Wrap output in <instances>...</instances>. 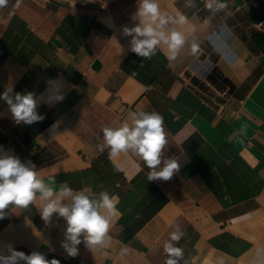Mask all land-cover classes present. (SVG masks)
Here are the masks:
<instances>
[{
  "label": "crops",
  "instance_id": "0c3cea01",
  "mask_svg": "<svg viewBox=\"0 0 264 264\" xmlns=\"http://www.w3.org/2000/svg\"><path fill=\"white\" fill-rule=\"evenodd\" d=\"M221 2L227 7L211 12L204 0L195 8L160 0L188 17L178 28L186 43L175 59L161 46L146 60L121 34L133 26L137 0H10L0 8V93L33 92L45 117L17 124L0 100V146L32 161L45 181L118 197L107 248L81 243L69 257L63 218L45 223L30 206L5 210L0 252L11 244L60 264H165L164 243L179 226V264H264V0ZM56 94L63 100L45 102ZM139 111L163 117V156L179 164L168 181H148L140 157L110 160L97 147L104 127L131 123Z\"/></svg>",
  "mask_w": 264,
  "mask_h": 264
},
{
  "label": "clouds",
  "instance_id": "9594fccd",
  "mask_svg": "<svg viewBox=\"0 0 264 264\" xmlns=\"http://www.w3.org/2000/svg\"><path fill=\"white\" fill-rule=\"evenodd\" d=\"M10 4V0H0V8ZM205 7L211 12H218L227 7L221 0H204ZM185 7L195 8L196 0H186ZM133 26H123L122 36L131 37L129 51L137 56L150 59L158 48L165 46L170 59H175L185 45V34L178 30L188 23V17L177 12L175 16L163 10L160 0H137L136 11L131 14ZM115 39V36L112 37ZM111 39V40H112ZM121 51L123 49L116 40ZM62 94L49 95L45 101L49 105L62 101ZM0 100L8 106L12 119L17 124L32 125L42 122L45 117L38 112L40 100L31 91L14 92L6 88L0 93ZM131 123L122 122L116 126L104 127L103 143L97 144L99 151L108 149V157L115 160L122 154L129 159L140 157L150 170L148 181H168L179 170L175 157L165 158L163 148L166 144L163 117L157 112L139 111L130 116ZM56 125H53L55 127ZM117 170H119L117 168ZM118 197L108 191L94 192L91 187L75 190L67 182L57 186L55 178L47 181L40 175L37 166L30 160L22 161L0 146V219L6 216V209L36 207L41 219L48 223L53 214L65 221L64 239L61 247L69 257L79 254L78 246L83 243L88 249L107 248L111 237L108 235L111 221L116 214ZM185 235L179 226L164 243L167 254L165 264H179L183 249L176 244ZM7 255L0 252V264H60L45 254L32 251L26 254L18 251L11 244L6 246ZM129 248L121 249V256ZM217 264H224L222 259Z\"/></svg>",
  "mask_w": 264,
  "mask_h": 264
},
{
  "label": "built area",
  "instance_id": "2783aa9c",
  "mask_svg": "<svg viewBox=\"0 0 264 264\" xmlns=\"http://www.w3.org/2000/svg\"><path fill=\"white\" fill-rule=\"evenodd\" d=\"M131 38V37H130Z\"/></svg>",
  "mask_w": 264,
  "mask_h": 264
}]
</instances>
